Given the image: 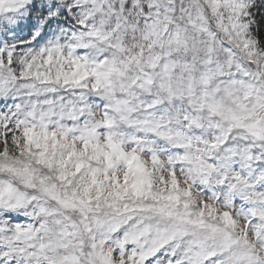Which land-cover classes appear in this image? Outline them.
Masks as SVG:
<instances>
[{"label": "snow or ice", "instance_id": "obj_1", "mask_svg": "<svg viewBox=\"0 0 264 264\" xmlns=\"http://www.w3.org/2000/svg\"><path fill=\"white\" fill-rule=\"evenodd\" d=\"M0 264H264V0H0Z\"/></svg>", "mask_w": 264, "mask_h": 264}]
</instances>
